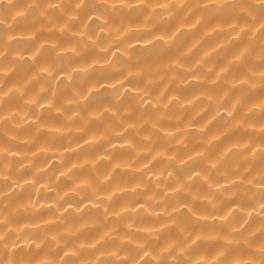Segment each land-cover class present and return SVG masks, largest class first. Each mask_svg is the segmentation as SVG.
<instances>
[{"label":"clouds","instance_id":"1","mask_svg":"<svg viewBox=\"0 0 264 264\" xmlns=\"http://www.w3.org/2000/svg\"><path fill=\"white\" fill-rule=\"evenodd\" d=\"M0 264H264V0H0Z\"/></svg>","mask_w":264,"mask_h":264}]
</instances>
